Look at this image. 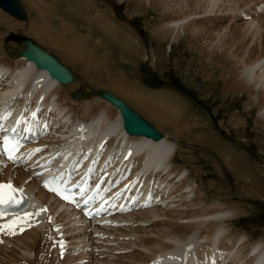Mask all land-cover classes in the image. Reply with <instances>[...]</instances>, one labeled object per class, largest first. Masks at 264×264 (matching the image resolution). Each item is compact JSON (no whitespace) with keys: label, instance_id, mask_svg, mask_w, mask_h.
I'll list each match as a JSON object with an SVG mask.
<instances>
[{"label":"rangeland","instance_id":"rangeland-1","mask_svg":"<svg viewBox=\"0 0 264 264\" xmlns=\"http://www.w3.org/2000/svg\"><path fill=\"white\" fill-rule=\"evenodd\" d=\"M16 1L24 13L21 19L0 8V60H13L20 54L24 44L16 41L14 35L28 37L75 75L76 84L63 86V89L67 97L75 101L69 104L77 108L80 117L82 111L93 112V108L86 105L92 99L93 104L103 103L98 95L106 91L147 120L161 135L167 134L178 149L173 162L175 169L183 165L189 169H183L180 178L188 182L182 190L187 196L159 199L156 208L171 205L177 209L205 207L210 210V207L221 206L239 211L225 221L211 250L205 248V241L201 243L208 253L214 251L217 243L230 245L241 235L240 247L242 242L264 239V117L258 116L264 105V81L262 84L258 77L259 83L251 82L246 86L235 83V79L241 77V61L264 56V15L251 14V18L244 19L232 14L240 8H248L252 13L251 7L260 0H219L217 6L222 5L226 10L206 13L195 3L199 0ZM176 19L183 20L179 35L174 39L168 34L161 36L159 28ZM63 22L67 23L66 28L76 22L74 31L91 41L84 42L85 50L90 49L92 53L90 58L84 55L85 63L62 56L40 37L39 32L48 38L57 35L61 38ZM33 28H37V36ZM245 30L248 36L242 43L238 40ZM231 48L245 51L240 60L239 56H236L238 59L231 57L232 64L221 57ZM261 69L264 62L257 74ZM15 108H11V114L15 110L19 113L18 106ZM129 162L130 159L123 167ZM145 181L143 178L140 183ZM34 194L37 195L38 190ZM197 196L202 199H197L200 201L197 206H184ZM131 217L122 220L130 221L132 228L138 227L140 222L135 215ZM192 234L193 231L187 229L183 236ZM40 239L38 245L42 242L45 245L47 240ZM80 245L83 246V242ZM81 253L85 252L75 255ZM29 255L35 256V250ZM236 255L242 256L238 250ZM54 256L56 252L49 254L50 259ZM241 263L246 264V258Z\"/></svg>","mask_w":264,"mask_h":264},{"label":"bare ground","instance_id":"bare-ground-1","mask_svg":"<svg viewBox=\"0 0 264 264\" xmlns=\"http://www.w3.org/2000/svg\"><path fill=\"white\" fill-rule=\"evenodd\" d=\"M217 1L219 0H207L206 3V0H199L195 3L201 7L203 13L226 10V8L224 6L222 7V5L217 6ZM28 2L30 3L29 0ZM216 6L217 9H215ZM35 7L37 8V6ZM182 23L183 20L181 19L170 21L167 24L165 23L166 25L163 24L159 28V33L161 36L168 34L174 39L182 31ZM62 24L64 27V33L61 34V38H59L60 35H57L54 38H48L42 32H39L40 37L45 41V43L50 45V47H54L53 49H55V51L57 49L62 56L70 58L76 62L81 60L83 63H85L84 55L90 58L92 53L90 49L85 50L84 42L91 41L89 38L81 35L82 33L80 34L74 31L76 30L74 29V25L77 24L76 22L74 25L71 24V28H66L67 23L65 22ZM33 30H35L33 31V34L37 36V28H33ZM246 30L245 32L243 31L242 35H240V33L238 34L240 35V39H242L240 40L237 36V39H239L238 41H241L242 43L243 41H246V37L248 36ZM23 48L24 46L22 47V50ZM232 48L228 52L224 53L221 57L225 60H228L229 62L233 56H239V60L241 57L243 58V54L245 52L243 49H246V46L241 51L236 49L238 52ZM262 52H264V49ZM237 57L236 59H238ZM258 58L259 56L248 62L241 61V77L235 79L236 86L249 85L251 82H256L258 77H260V80H258L263 84L262 81H264V69H261L262 71H260L259 74H257V70L258 67H260L264 62V56H262L260 59ZM4 59L0 60V64L6 66L5 68L0 69V110L5 107L6 104H9L13 106V109L14 107L17 109L18 106L17 112H20L21 108L26 104V102H29L32 98H34L38 111L41 109L43 112V114L40 116L39 112L37 111V126L44 125L46 115V122H48V117L51 114V120L53 121L51 124L55 127V129L52 132L54 134L50 141H61L59 145L61 147L60 149L63 150L61 152L62 157L65 156L66 152L68 153V156H70L69 154L75 152L73 148L70 150L67 148V144L69 142H73L76 146L81 145L86 147L89 145L102 144L104 149H106L104 156L110 158V163L115 164V166L120 169L124 168V163L129 159L140 155V160L137 163L138 166L131 171H133V176H138L141 174L139 178L146 179V181L142 183L143 192H146V194L145 196L138 198L137 205L144 207L150 201L152 202L148 194V189L150 186L152 191L156 192L157 197L158 195L160 196L159 198L154 199L155 201L152 203L156 204L157 201L166 198L168 195L160 193L161 190L159 188L162 189L163 187H168L170 185V181L171 186L176 184V182L173 180L174 177H169L168 173L173 172L180 174L183 169L189 170L188 167H185V165H183V167L180 166L181 169H175L173 162L175 161V156L178 152V149H175L176 143L174 144V141L167 134L161 135L160 133L158 139H153L148 135L127 133L122 125L123 121L120 110L115 105H112L108 99L103 97L107 94L106 91L101 92V96L103 97L101 100H103V103L100 102L99 105H97L96 102L93 104L92 100L86 105H89L88 107L93 108V112L88 111L86 113L85 111H82V117H80L77 113V108L75 109L72 104H69L70 101L74 103L75 101L70 100L67 97L63 89V85L49 77L47 70L37 68L34 62L27 60L26 57L22 56L21 52L18 57L13 60H9V58H7L8 60ZM246 60H248V58H246ZM102 68L103 67L100 66V69ZM76 82L77 81H75V78H73L72 82L67 85H74ZM75 106H78V104H75ZM113 110L116 115H114L115 113H113ZM30 113H34V107L28 110L26 116ZM0 114H2V112ZM16 114V110L13 114H8L9 118L5 123L6 127H10L13 124ZM258 116L264 117V105L260 109ZM64 138L67 140H64ZM76 146H74V148H76ZM53 151L54 150H50L46 158L52 159L54 157ZM110 151L111 155H109ZM154 155H159L162 157L164 173L159 171L162 168L161 164H148ZM68 156H65L60 161V163L53 162L52 166L50 167V172L56 173L65 168L70 160V157ZM83 157L86 158L85 154ZM142 161H145V163L141 166ZM167 168H169V172L167 171ZM17 173H19V176L16 177L14 181L19 185L26 187L31 192V194H34L33 187L35 184L37 185L36 179H30L29 182L25 183L24 180L28 178L29 174L23 173L20 170H18ZM8 177H10V175L6 173L3 176V179ZM193 181L195 182L196 180L193 179ZM122 182V184H125L126 186L125 191L132 187L131 182ZM185 184H188V182L186 183V180H182L181 183L178 184L177 189H175V192L178 191V193L174 196L183 194L186 195V193L182 191L184 188H186ZM198 187L200 188L199 184ZM36 196V198H38L42 203L50 202V196L44 193V191H42L39 186L38 194ZM123 196L124 195L122 193L121 198ZM201 198L206 199L204 195H201ZM201 198L198 197L196 200L194 199L191 200V202L188 201L187 204L186 202L183 204L184 206L189 207L192 205L197 206V204H199L198 201ZM56 207L57 203H54V206H50L54 214H56V211H58ZM179 208L180 209L172 208L170 205L166 206L165 208L160 207L145 211L138 210L135 211V213L123 215L121 216V219L118 220V222H120L119 226L115 225L112 227H107L104 230H98L97 233L101 235L100 237H93L92 232H89L87 238L88 240L83 239L82 241L75 242V247H77L79 243L81 244V242H83V246L85 242H89L93 247L92 253L83 252L84 254L81 253L80 255L70 256L66 254L63 257V261L59 260V255L57 254L58 249L56 247V249L54 247L52 248V252H56L58 259L56 258L57 256H54L52 259H50V253L47 254L49 246L48 248L45 247L43 242L41 246L38 245V243L41 241L40 238L48 240L47 237H50L51 234L55 235V232H52L51 230L53 225L47 229L37 227L24 232L22 235L12 240H8L5 243L0 244V264H49L46 263V261L49 262V260H52V262L55 261V264H60L62 262L64 264H149L150 262V264H182L180 260L181 258H179L180 254H174L172 251L173 248L178 246H183L185 248V244L187 245L189 243L192 245V249L194 247L200 248L201 243L205 241V248L209 249L219 237L220 231H222V228H224L222 226L225 221L232 218L234 215H236V213L239 212L238 210V212H236V209L223 208L221 206H216L214 209H211L210 207V210H205V207L202 209L198 208L199 210L188 207L187 209H184L183 207ZM65 209L63 214L55 216V222L60 223L61 221L67 219L66 222H63V225H65L67 223L69 224L70 221L75 217L74 216L71 218L72 215H76L74 211L66 208V206ZM203 209L204 211H201ZM195 214H197V216ZM132 215H135L134 218L140 222L139 226L132 228L131 224L128 223L121 227V224L123 221H125L122 220V218L125 219V217H127L131 219L133 218L131 217ZM78 228L79 227L67 229V232H76ZM187 229H191L193 234L184 237L183 234ZM42 233L46 234L42 235ZM89 238L93 239L89 240ZM239 240H242V235L237 237L234 241L232 240V244L230 245L227 243L222 244V246L226 245V247H222L226 253V260L230 259L234 255V249L236 248L235 252L238 250L239 254L242 255L241 257L238 256V260L246 258V264H264V239H259L253 243L242 242L241 247ZM236 242H238V246H236ZM32 250H35V256L33 257L32 255H29ZM212 252L213 251L209 252L210 256H212V261L207 264H218V257L214 260L216 254H213ZM184 254L188 261L187 264H195L194 254H191V256L187 253ZM157 255L158 257H156ZM89 257L92 258L83 263V260ZM236 258L237 257L233 258V264L237 263L235 261ZM80 259L83 260L79 262Z\"/></svg>","mask_w":264,"mask_h":264},{"label":"water","instance_id":"water-1","mask_svg":"<svg viewBox=\"0 0 264 264\" xmlns=\"http://www.w3.org/2000/svg\"><path fill=\"white\" fill-rule=\"evenodd\" d=\"M0 7L17 18H23L24 16L23 10L16 0H0ZM14 37L16 41L23 42L25 45L21 54L27 59L34 61L38 68L47 69L49 74L61 84H68L74 78L66 66L61 64L53 55L34 44L28 37L19 35H14ZM103 97L120 109L124 128L128 133L148 135L154 139L159 138L160 132L116 96L107 92Z\"/></svg>","mask_w":264,"mask_h":264},{"label":"snow or ice","instance_id":"snow-or-ice-1","mask_svg":"<svg viewBox=\"0 0 264 264\" xmlns=\"http://www.w3.org/2000/svg\"><path fill=\"white\" fill-rule=\"evenodd\" d=\"M33 116H35V113H33ZM38 151V150H37ZM10 158H12V157H10ZM8 188V189H10L11 191H16V189L15 188H13L12 187V185H11V183L9 182V184L8 185H4V184H2V183H0V191H2L3 189H5V188ZM50 190H53V191H57V189H50ZM63 198H65V199H69V197L68 196H64ZM13 201H11V200H9V201H7V202H5L2 198H0V206H13ZM15 203H19V201H16ZM0 214H2V213H0ZM13 223H15V222H13ZM0 230H3V229H0Z\"/></svg>","mask_w":264,"mask_h":264}]
</instances>
